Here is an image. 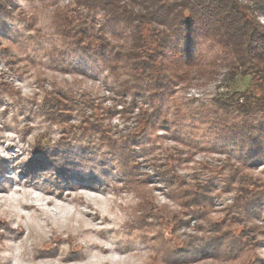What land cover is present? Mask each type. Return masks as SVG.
Listing matches in <instances>:
<instances>
[{
    "label": "rangeland",
    "instance_id": "obj_1",
    "mask_svg": "<svg viewBox=\"0 0 264 264\" xmlns=\"http://www.w3.org/2000/svg\"><path fill=\"white\" fill-rule=\"evenodd\" d=\"M68 1L14 0L15 7L35 14L40 31L15 16L0 19V44L15 45L6 57L0 51V264H244L251 257L264 264V194L247 206L238 205L237 190L225 177H211L206 171V166L226 164L228 155L242 162L251 155L210 123L242 117L236 109L225 112L216 99L246 89L250 77L232 78L223 68L212 79L196 80L187 87L173 85L161 102L164 109L157 129L134 144L135 166L129 177L108 149L97 144L95 135L67 131L45 113L47 94L62 88L72 90L74 107L63 124L79 123L83 101L91 98L107 112L104 123L112 133L119 136L136 127L120 95L113 92L115 78L106 64L53 34L51 4ZM90 19L105 23L101 10ZM260 20L264 23V16ZM105 32L110 34L111 29L107 26ZM192 51L207 60L216 48L205 43ZM139 103L147 104L146 97L139 96ZM254 118L264 124L262 114ZM167 147L183 152L184 161L173 167L172 174L176 171L190 184L198 175L212 178L208 217L196 218V209L184 207L171 191L163 152ZM262 147L261 155L249 161L246 174L264 180V142ZM144 189L154 195L159 212L148 211V205L145 210ZM229 218L237 232L259 231H250L254 248L244 246L231 262L222 256L176 261L178 247L207 237L215 221ZM5 220L16 230L10 231ZM55 235L72 236L73 244L61 243L52 255L45 254Z\"/></svg>",
    "mask_w": 264,
    "mask_h": 264
},
{
    "label": "trees",
    "instance_id": "obj_2",
    "mask_svg": "<svg viewBox=\"0 0 264 264\" xmlns=\"http://www.w3.org/2000/svg\"><path fill=\"white\" fill-rule=\"evenodd\" d=\"M51 5L53 34L73 49L106 64L114 74L113 92L120 95L128 109L127 116L132 114L136 127L119 136L112 133L104 123L107 112L91 98L83 101L84 110L80 113L79 123L63 124L72 115L74 107L72 90L62 88L47 94L43 104L47 109L45 113L67 131L95 135L97 144L108 149L127 176L135 166L134 144L157 129L164 109L161 102L173 85L187 87L196 80L212 79L223 68L228 69L232 78L250 77V86L246 89L227 99H216L225 112L236 109L237 115L242 117L225 123H210L227 133L234 146L248 149L251 155L243 162L228 155L224 161L226 164L205 168L211 177L223 175L237 190L235 200L238 205L247 206L258 201L264 194V180L252 174L247 176L246 170H249V161L261 155L264 142V124L254 118L257 114L264 117V23L260 20V16H264V0H69L66 4L54 2ZM97 10L105 16L103 25L90 19ZM6 16L20 18L29 24L30 29L37 22L35 14L15 7L14 0H0V19ZM107 26L111 29L110 34L105 32ZM35 30L40 31L37 26ZM205 43L214 46L216 52L207 60L195 57L192 47ZM14 46V43L0 44L2 56L14 52ZM139 96L146 97L147 104H140ZM240 97L244 98L241 102ZM163 124L167 126L166 121ZM41 149L39 146L38 150ZM163 152L168 165L166 173L171 174L167 182L171 191L177 193L184 207L188 205L196 209V218L208 217L212 205L209 199L212 178L198 175L194 184L188 183L176 171L172 174L173 167L184 161L182 150L167 147ZM42 154L52 157L46 152ZM144 191V199L150 202H146L145 210L148 205V211L159 212L154 195L146 189ZM190 212L185 215H191ZM157 215L162 219V214ZM140 218L146 223V215ZM233 218L215 221L214 227L209 229L213 233L207 237L201 235L196 241L178 247L176 261H200L222 256L225 262H231L237 259L236 252L244 246L254 248L256 240L251 238L250 231L255 229L237 232L228 223H233ZM178 219L176 217V221ZM6 222L7 228L13 231L15 228ZM227 225L229 227L225 228ZM69 237H52L49 241L53 245L45 254L55 252L61 243L67 241L71 246L74 238ZM229 240L231 242L226 243ZM160 254L164 257L166 253ZM258 261L251 257L244 264H258Z\"/></svg>",
    "mask_w": 264,
    "mask_h": 264
},
{
    "label": "bare ground",
    "instance_id": "obj_3",
    "mask_svg": "<svg viewBox=\"0 0 264 264\" xmlns=\"http://www.w3.org/2000/svg\"><path fill=\"white\" fill-rule=\"evenodd\" d=\"M16 229H14L13 231H15ZM17 230H19V228L17 229ZM22 231V230H21ZM19 234H21V233H19ZM56 236H61L62 237V235H55V237ZM54 237V236H53ZM72 237V236H71ZM54 253V252H53ZM53 253H51V254H49V255H52Z\"/></svg>",
    "mask_w": 264,
    "mask_h": 264
}]
</instances>
